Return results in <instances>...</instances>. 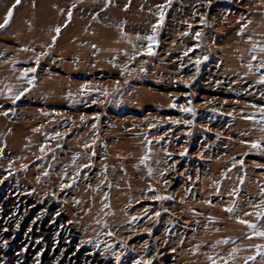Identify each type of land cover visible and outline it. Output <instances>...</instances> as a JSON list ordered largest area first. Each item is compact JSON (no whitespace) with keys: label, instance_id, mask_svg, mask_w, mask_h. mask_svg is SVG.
<instances>
[{"label":"rangeland","instance_id":"rangeland-1","mask_svg":"<svg viewBox=\"0 0 264 264\" xmlns=\"http://www.w3.org/2000/svg\"><path fill=\"white\" fill-rule=\"evenodd\" d=\"M254 46L264 0H21L0 28V264H264Z\"/></svg>","mask_w":264,"mask_h":264},{"label":"snow or ice","instance_id":"snow-or-ice-1","mask_svg":"<svg viewBox=\"0 0 264 264\" xmlns=\"http://www.w3.org/2000/svg\"><path fill=\"white\" fill-rule=\"evenodd\" d=\"M110 2H111V0H109V3H110ZM20 3H21V0H15V3L12 5V7H11V8L8 10V12H7L4 22H3L2 24H0V28H4V27H6V26L9 24V22L11 21V19H12V17H13L14 10H15L16 6H18ZM169 3H171V0H169ZM160 8H161V11H160V22H161V24H162V23H163V20H164L163 6H160ZM68 15H69V17H71V12H69ZM56 32L59 33V32H60V29L57 28V29H56ZM155 32H156V26L153 27V33H155ZM239 34H240V35H243V29H241V31H240ZM199 35H200V33H196V36H197V37H199ZM147 39L150 41V43H149V45H148V53H147V54H148V55H155V52L152 50V42H155V36H149V37H147ZM257 50H258L259 52L264 53V47H260L259 49H257V48L254 46L253 49H252V52L255 53ZM185 54H187V53H185ZM205 59H207V57H205ZM252 59L255 60V59H256V56L253 55V56H252ZM35 63H36L37 66H39V63H40L39 59H37V60L35 61ZM259 67H260V68H264V62H262V63L259 65ZM250 68H251V66H250ZM30 72H31V73H35V72H36V68L26 69L25 72H24V74H23L24 77H28V74H29ZM34 79H35V77L33 76L32 79H30L28 82L31 84V83H33ZM259 83H260V84H264V75H261V78H260V80H259ZM8 91L11 92V89L9 88ZM23 94H24V93H22V92L19 93V94H17L14 98H12V99H13V102H15V100H19ZM189 103H190V102H189ZM172 107H176V105L173 104ZM180 110L183 111V112L191 113V114H193V115L195 114V110H194L193 108H190V107H189V108H181ZM260 111H261V114L264 115V108H261ZM4 114H5V115H8L7 112H5ZM249 118H250V117H249ZM186 123H188V122H186ZM149 143H150V142H149ZM252 147H253V148H259V147H261V145H260L259 143H254V144L252 145ZM0 155H2V150H0ZM181 155H184V153H182ZM241 163H243V161H241ZM85 167H88V165H85ZM150 174H151V173H150ZM69 186H70V185H69ZM156 198H157V199H165V198H167V199H172V197H159V196L156 197ZM77 203H79V201H77ZM209 203H210V202H209ZM227 211L232 212V211H233V208H229V209H227ZM157 215H159V213H157ZM260 219H264V214L260 215ZM239 222L242 223V224H248V226H249L250 228H252V229H256V227H257L255 224H249V222L246 221V220H242V219H241ZM4 230L7 231V229H4ZM109 234H111V233H109ZM255 234L258 235V236H260V237H264V232L257 231ZM228 242H229V241L225 240V241H221V242H218V243H228ZM3 245H4V247H7V246H8V241H7V240H4V241H3ZM233 251L235 252L236 250L234 249ZM257 251H258V254H260V255H264V253H259V247L257 248ZM116 259L119 260V257H117ZM210 259H211V257H210ZM247 259H248V260H255L256 257L252 256V257H248ZM149 264H151V262H149ZM213 264H216V262H215L214 260H213Z\"/></svg>","mask_w":264,"mask_h":264},{"label":"bare ground","instance_id":"bare-ground-1","mask_svg":"<svg viewBox=\"0 0 264 264\" xmlns=\"http://www.w3.org/2000/svg\"><path fill=\"white\" fill-rule=\"evenodd\" d=\"M85 263V262H84Z\"/></svg>","mask_w":264,"mask_h":264}]
</instances>
